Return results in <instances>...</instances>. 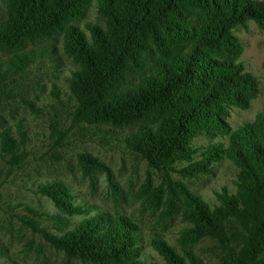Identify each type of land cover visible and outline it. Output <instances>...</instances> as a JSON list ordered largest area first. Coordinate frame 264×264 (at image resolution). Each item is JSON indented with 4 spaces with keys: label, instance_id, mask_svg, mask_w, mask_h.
<instances>
[{
    "label": "trees",
    "instance_id": "16d2710c",
    "mask_svg": "<svg viewBox=\"0 0 264 264\" xmlns=\"http://www.w3.org/2000/svg\"><path fill=\"white\" fill-rule=\"evenodd\" d=\"M92 1L4 0L0 49L14 53L0 60V87L35 61L29 42L62 33L64 51L79 64L68 80L74 100L71 126L141 122L125 142L164 171L192 157V140L199 133L225 137L226 143L209 144L191 168H207L226 156L238 167L237 191L224 188L217 194L219 203L211 206L184 188L182 216L191 223L192 241L213 236L223 243L229 264H264V112L235 128L223 118L229 106L247 109L260 93L259 79L240 60L244 47L233 28L247 19L264 28V0H95L105 25L88 22L87 33L75 20ZM194 5L207 18L191 13ZM144 61L150 69L130 82L133 69H143ZM18 134L13 136L11 128L3 131V151L13 154L26 147L29 135L22 124ZM79 161L88 169L104 168L110 184L117 186L98 157L82 153ZM39 189L61 210L57 217L62 223L69 215L87 212L73 202L63 181ZM176 204L171 196L168 205ZM232 221L241 224L243 235L228 234ZM29 223L68 257L96 264H145L134 259L140 230L127 216L98 212L60 233L34 219ZM150 243L166 264H204L191 248L180 253L161 236Z\"/></svg>",
    "mask_w": 264,
    "mask_h": 264
},
{
    "label": "rangeland",
    "instance_id": "374dc122",
    "mask_svg": "<svg viewBox=\"0 0 264 264\" xmlns=\"http://www.w3.org/2000/svg\"><path fill=\"white\" fill-rule=\"evenodd\" d=\"M191 13L207 18L198 5L191 8ZM5 17V3L0 0V23ZM75 22L87 33L88 22L105 25L95 0L83 8ZM233 32L244 47L240 60L260 83V93L247 109L227 108L223 118L235 128L264 112V28L247 19L236 24ZM26 47L36 52L35 61L26 70L12 73L7 84L0 87V264H96L66 256L34 229L29 220L60 233L84 216L98 212L124 215L138 225L134 259L145 264H166L150 243L156 235L180 253L191 248L204 264H229L228 249L223 243L213 236L192 241L191 223L182 216L184 188L211 206L219 203L217 194L224 188L237 191L238 167L226 156L211 162L207 168H191L193 161L203 158V150L209 144L226 143L227 139L199 133L192 140L195 153L191 158L177 161L168 171L154 168L125 142L126 135L141 122L71 126L74 100L68 80L79 64L64 51L62 33L29 42ZM13 53L7 48L0 49V60ZM146 62H141L143 69H133L130 82L150 69V63ZM20 124L29 135L26 147L13 154L3 151L1 134L11 128L13 136L18 138ZM82 153L98 157L111 170L117 186L110 184L104 168L88 169L81 165ZM55 180L65 182L73 202L87 209L83 214L62 215L67 219L66 224L57 217L61 210L39 189L41 184ZM171 196L177 203L175 206L168 205ZM232 222L228 234L238 231L243 235L241 224ZM231 242L235 245L237 239L234 237Z\"/></svg>",
    "mask_w": 264,
    "mask_h": 264
}]
</instances>
